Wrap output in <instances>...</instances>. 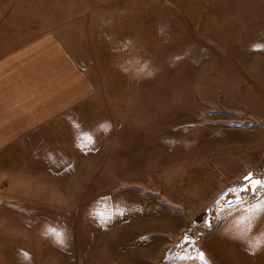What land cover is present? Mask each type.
Here are the masks:
<instances>
[{"label": "rangeland", "instance_id": "obj_1", "mask_svg": "<svg viewBox=\"0 0 264 264\" xmlns=\"http://www.w3.org/2000/svg\"><path fill=\"white\" fill-rule=\"evenodd\" d=\"M50 1L93 93L0 151V252L43 254L51 206L53 256L264 264V187L232 191L264 179V0Z\"/></svg>", "mask_w": 264, "mask_h": 264}, {"label": "crops", "instance_id": "obj_2", "mask_svg": "<svg viewBox=\"0 0 264 264\" xmlns=\"http://www.w3.org/2000/svg\"><path fill=\"white\" fill-rule=\"evenodd\" d=\"M38 1L0 0V151L12 144L22 146L19 150H34L30 143L21 145L19 137L43 135L44 128L74 119L80 103L93 93V84L67 46V20L53 15L50 0ZM33 212L43 216L36 219L42 222L36 240L42 238L43 254L0 252V264H99L84 256L82 260L53 256L56 209L50 206ZM58 226L56 232L63 233L62 225Z\"/></svg>", "mask_w": 264, "mask_h": 264}, {"label": "snow or ice", "instance_id": "obj_3", "mask_svg": "<svg viewBox=\"0 0 264 264\" xmlns=\"http://www.w3.org/2000/svg\"><path fill=\"white\" fill-rule=\"evenodd\" d=\"M79 125H77L78 127ZM261 127H264V124L260 125ZM76 139L79 141V147L83 150V151H91V145L93 143L92 141V137L86 133H80ZM51 159V156H50ZM244 180L247 182V187H243V188H233L232 191L236 192V191H249L254 190L255 186H260V187H264V179H260V178H254L252 173H249L248 176L244 177ZM229 203H232L231 201ZM206 229H210L212 227L211 224H206L205 225ZM204 233H200L199 235H195V233H190L189 235H187L185 237L186 240H188L190 243L192 244H199L203 239H204ZM55 236L57 237V247L61 248L63 250V246H64V234L63 233H55ZM197 258L201 261H204L205 264H211V261H208L207 258L204 256V254L202 252H199L197 254Z\"/></svg>", "mask_w": 264, "mask_h": 264}]
</instances>
